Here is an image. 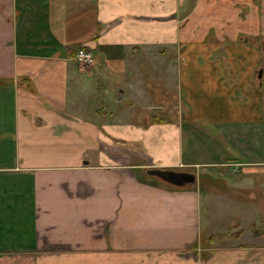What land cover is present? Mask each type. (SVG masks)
Returning a JSON list of instances; mask_svg holds the SVG:
<instances>
[{"label": "crops", "instance_id": "crops-1", "mask_svg": "<svg viewBox=\"0 0 264 264\" xmlns=\"http://www.w3.org/2000/svg\"><path fill=\"white\" fill-rule=\"evenodd\" d=\"M229 1L0 0V264H264L263 19Z\"/></svg>", "mask_w": 264, "mask_h": 264}, {"label": "rangeland", "instance_id": "rangeland-1", "mask_svg": "<svg viewBox=\"0 0 264 264\" xmlns=\"http://www.w3.org/2000/svg\"><path fill=\"white\" fill-rule=\"evenodd\" d=\"M236 0H230L229 2H228V5L232 8L234 5L235 6H237L238 7V9H239V11H241V13H242V15H245V16H247V15H250V10H252V7L254 6V1H256L257 3L259 2V4H260V10H259V15L262 17V28L264 29V5H262L261 6V4H262V0H251V2L250 3H248V4H242L241 2H240V0H237V1H239V4L237 3L236 4V2H235ZM244 16V17H245ZM259 44L262 46V48H263V55H264V38L261 40V42H259ZM159 96H164L165 98H166V100L167 101H164V106H170L169 104H171L170 102L171 101H173V97H172V95L169 93V92H166V93H164L163 95L162 94H160ZM161 101V100H160ZM218 170V171H217ZM217 170H215V171H217L216 173H213V172H211L212 174H215V178H212L213 180H209L210 182L208 183V184H203L202 186H201V190L202 191H204V189H206L207 187H209V189H211L213 192H215V194L217 193V194H222V193H224L225 192V194H227L226 192H229L230 194L232 193V194H234V192H233V190L230 192V191H228L229 189L227 188V185H229L228 183H229V178L227 177V176H225L226 175V173L225 172H223L222 170H219V169H217ZM220 173V174H219ZM232 173H234V172H232ZM261 180H262V183H261V185L260 186H256L255 185V190L257 191V199H256V205H257V207H259V208H261L262 207V212H264V196L262 195H259V192L258 191H260V190H263L264 189V175H263V177L261 178ZM230 183H232V181H230ZM228 196H229V194H228ZM231 196H233V195H231ZM235 196H237V195H235ZM242 196V195H241ZM240 196V197H241ZM239 197V198H240ZM247 200L249 201V199L247 198ZM260 205H261V207H260ZM264 214V213H263ZM262 216V215H261ZM236 221H238L237 220V218H232L231 219V221L230 222H228V221H224V225H223V227H219V225L217 226V227H214V233H218V232H220V233H222V234H225L224 235V238L225 237H229V238H232V234H234V231L236 230V226H237V224H236ZM241 220H239L238 221V224H240V225H242L243 226V222H241ZM259 222H256V224H257V227H259V224H258ZM257 229H255V230H253V231H256ZM258 230H259V228H258ZM223 238V239H224ZM218 244V243H217Z\"/></svg>", "mask_w": 264, "mask_h": 264}, {"label": "water", "instance_id": "water-1", "mask_svg": "<svg viewBox=\"0 0 264 264\" xmlns=\"http://www.w3.org/2000/svg\"><path fill=\"white\" fill-rule=\"evenodd\" d=\"M261 76L262 71H259V79H261ZM144 172L148 177L154 178L177 189L189 188L195 184L196 180V177L193 174L178 171L150 169L145 170Z\"/></svg>", "mask_w": 264, "mask_h": 264}, {"label": "built area", "instance_id": "built-area-1", "mask_svg": "<svg viewBox=\"0 0 264 264\" xmlns=\"http://www.w3.org/2000/svg\"><path fill=\"white\" fill-rule=\"evenodd\" d=\"M76 60L83 68L91 67L93 63V56L90 53H87L83 50H79L76 55Z\"/></svg>", "mask_w": 264, "mask_h": 264}, {"label": "trees", "instance_id": "trees-1", "mask_svg": "<svg viewBox=\"0 0 264 264\" xmlns=\"http://www.w3.org/2000/svg\"><path fill=\"white\" fill-rule=\"evenodd\" d=\"M6 82V81H5Z\"/></svg>", "mask_w": 264, "mask_h": 264}]
</instances>
